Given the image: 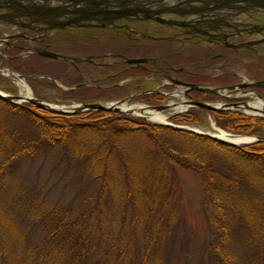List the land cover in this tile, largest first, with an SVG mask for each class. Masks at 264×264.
<instances>
[{
  "label": "trees",
  "instance_id": "obj_1",
  "mask_svg": "<svg viewBox=\"0 0 264 264\" xmlns=\"http://www.w3.org/2000/svg\"><path fill=\"white\" fill-rule=\"evenodd\" d=\"M212 112L224 129L264 136V116L234 109ZM7 115L12 121L24 117L32 135L13 127ZM172 120L196 123L199 118L187 110ZM41 140L86 155L99 196L108 192L149 216L158 202L165 204L175 184L170 169L192 171L214 211L211 223L217 236L210 248L217 264H232L229 241L235 227L243 232L240 245L264 242V140L231 144L123 112L57 113L0 97V264L148 263L154 224L146 222L141 242L131 246L132 233L142 225L134 215L128 220L102 216V207L75 212L10 183L13 163L33 154ZM261 260L264 264V247Z\"/></svg>",
  "mask_w": 264,
  "mask_h": 264
},
{
  "label": "rangeland",
  "instance_id": "obj_2",
  "mask_svg": "<svg viewBox=\"0 0 264 264\" xmlns=\"http://www.w3.org/2000/svg\"><path fill=\"white\" fill-rule=\"evenodd\" d=\"M68 7L72 6L66 3V8ZM130 23L134 24V21ZM150 26L155 31L136 26L139 30L135 32L125 28L98 31L102 35L95 31L97 28L77 27L75 31L55 28L61 35L60 39L55 38L51 47L39 46L74 57L73 60L37 54L30 47H18L20 51H15L2 46L0 67H7L15 74L12 75L10 71L5 73V69H0V91L21 95L20 87L24 82L32 96L66 106L94 101L108 102L130 92H137L127 99L126 104L167 102L168 107L161 111L167 115L166 120L178 123L172 117L188 110L197 113L199 121L178 124H190L210 133L216 132L215 127L224 129L218 124L212 110L199 106L188 107L186 100L207 101L214 105L235 101L239 102L237 109L230 106L214 110L234 109L245 114L264 116L262 108L254 112L243 107L244 103L257 98L264 103V58L258 56H264L263 39L259 44L253 45L256 52L251 53L247 48L252 47L249 45L253 41L235 44L232 42L235 41L233 38L223 35L225 42L213 45L198 37L174 34V30L163 23ZM0 28V31L7 32L6 28ZM89 33L101 39L88 36ZM128 57L144 58L130 62ZM170 67L178 69L172 73ZM22 74L25 79L21 77ZM145 74L147 78H142ZM188 82L213 88L215 91L189 88ZM155 86L160 92L151 93V89L141 91ZM168 91L171 94H164ZM144 95L149 101L143 100ZM179 102L186 104L183 110L174 108L173 104ZM7 117L13 127L23 128L24 132L28 131L29 136L32 135L31 124L24 117L13 118V121L10 115ZM231 133L258 137L253 134ZM140 140L147 145L145 139ZM240 142L236 144H241ZM39 143L40 147L33 154L13 163L7 176L10 183L37 191L46 199L62 206H72L75 212L102 207V216L107 214L108 217L128 220L134 215L136 220H141L142 225L132 233L131 246L134 242H141L140 228L146 222L154 224V241L147 253V264H217L210 248L217 236L211 223L214 211L201 190L198 177L192 171L177 166L170 169L169 173L175 184L167 193L165 204L158 202L149 216L141 214L138 207L133 208L127 204L124 206L121 201L113 200L108 192L99 196V185L88 172L86 155H74L59 143L43 140ZM117 207L120 211L116 215ZM242 235L243 232L236 227L231 229L229 247L234 253L232 264H262V239L252 244L246 242L240 245ZM138 258L142 259L140 255Z\"/></svg>",
  "mask_w": 264,
  "mask_h": 264
},
{
  "label": "flooded vegetation",
  "instance_id": "obj_3",
  "mask_svg": "<svg viewBox=\"0 0 264 264\" xmlns=\"http://www.w3.org/2000/svg\"><path fill=\"white\" fill-rule=\"evenodd\" d=\"M179 1L181 0H164L163 4H166L165 6L171 4L172 7H178L176 11L195 10L197 12L186 14L184 16L185 22H183L181 26L175 24L169 25L172 28L170 30H174V34L177 33L181 34L180 36L198 37L199 39H204V42L212 43L213 45H222V43L225 42L223 41L224 39H222L223 35H226V38H233L235 41L232 42L235 44H241L243 41H254L264 36V28H260L264 23V8H259L258 10L245 8L244 12H238L235 8H214L213 6H215V4L209 0H192V2H188L186 6L177 5L176 3ZM5 2L7 3L6 6L2 4L3 2H0V27L6 28L7 32L0 31V49L4 46L15 49V51H20L18 47H30L35 53V47H51L54 45L55 38L60 39L61 37L55 28L67 30H77V27H85L86 29L97 28V30H95L97 33L98 31L107 32V29L117 30L125 28L126 30L129 29L135 32V30H139V27L137 28L136 26H140L144 30L155 31L150 25L155 26L156 23H159L153 19H137L136 17L127 16L112 18L109 22L106 19H82L80 17L91 15L90 10L92 11L90 7H86L82 3L78 4L76 8L68 7L66 9L65 7L62 11L58 10L63 13L68 12L66 10L70 12L64 13L63 15L61 14L62 16L57 19H53L51 16L49 21L48 13L57 15L60 12H57L56 9H52L51 12H45V10L41 8H29L30 6L26 4L29 3L27 0H21V2ZM104 2L106 1L93 0L87 1V4H96L97 6L95 9L106 11L107 7H103L104 5L102 4ZM20 3L27 5V12L24 11L25 8L22 7ZM50 4L54 7L56 6L57 9H61L66 5L63 0H52ZM162 6L164 5H160V7ZM101 16L103 18L107 17L106 14ZM171 16L177 17L178 15L176 13H171ZM133 21L134 24L130 23ZM253 34H255V36H253ZM88 36L93 35L89 33ZM260 41L261 40L249 45L252 47H248L247 50L251 51V53H255L256 48H253V45L259 44ZM96 42L101 44L99 41ZM258 56L264 58L263 55ZM170 68L172 73L178 69L173 67ZM143 77L147 78V75L145 74L142 78ZM145 89H151V93L160 92V89L156 86L144 88L143 92H145ZM168 93L171 94L170 91L164 92L166 95H168Z\"/></svg>",
  "mask_w": 264,
  "mask_h": 264
},
{
  "label": "water",
  "instance_id": "obj_4",
  "mask_svg": "<svg viewBox=\"0 0 264 264\" xmlns=\"http://www.w3.org/2000/svg\"><path fill=\"white\" fill-rule=\"evenodd\" d=\"M5 1L21 2V0H0V2H3L2 4L4 6H6V4H7ZM29 1L30 0H27V2H29ZM63 1L65 3H68V4H75V3H79V2H81L82 4H85V3H87V1H93V0H63ZM251 1L259 2L261 5H264V0H251ZM26 4H28V3H26ZM26 4L20 3V5L25 8L24 11L27 12V5ZM135 12H136V9H133L131 11V13H135ZM156 18L159 19L158 17H156ZM6 36H3V37H6ZM34 50L39 54L49 56V57L65 58V59H71V60L74 59V57L66 56V55L60 54L58 52L46 49V48L35 47ZM143 58H141V57H137V58L136 57H128L127 60L130 62H136V61L142 60ZM0 69H1V67H0ZM21 77L25 79V75L24 76L22 75ZM187 84L189 85V88H197V89H202V90L215 91V89H213V88L199 86V85H196L194 83L188 82ZM243 84L244 83H238V85H243ZM233 87H235V86H233ZM141 91L143 92V90H141ZM135 93H137V92H133V93L130 92L121 98H118L115 100H110L108 102L107 101H104V102L94 101V102L78 103V104H73V105H69V106L57 105L55 103H50L48 101L42 100V99L34 97L32 95L27 96V97H23V96L18 95V94H15V95L14 94H8V93L2 92V91H0V97L4 98L6 100L15 101V102H19L20 100H27V101L32 102L33 104H35L41 108L47 109L49 111L57 112V113H74V112H80V111H85V110H90V109H107V110L124 112V113L130 114L133 116H137V117H144L141 115H136V114L130 112L129 110H122L120 108V104L121 103L126 104L127 99H129ZM186 101L188 102L187 103L188 107L199 106V107H203V108H207V109H211V110L227 109V108H230V106H234V108L237 109V107L239 105V102H235V101L228 102V103L222 102L221 104H219L221 106H219L218 104L214 105L211 102H207V101H198V100H193V101L192 100H186ZM130 104H134V103H127V105H130ZM244 104L247 105L246 103H244ZM144 105L149 106V107H153L157 111L161 112V110L164 109L168 105V103L167 102H163L160 104H145L144 103ZM57 106H59V107H57ZM61 106H66V107H61ZM262 113L264 115V106L262 107ZM254 114H256V113H254ZM163 115H164V120L157 121L158 123L169 125V126L174 127V128H181V129L188 130V131L195 132V133L205 134L207 136H210V137L215 138V139H219V140L226 142V143L236 144V142L223 140V139L219 138L218 136H216L215 133L202 131V130H200V129H198V128L190 125V124L172 123L171 121H168L165 119L167 117V115H165V114H163ZM252 140H264V137L248 136V139L245 141L247 142V141H252Z\"/></svg>",
  "mask_w": 264,
  "mask_h": 264
},
{
  "label": "bare ground",
  "instance_id": "obj_5",
  "mask_svg": "<svg viewBox=\"0 0 264 264\" xmlns=\"http://www.w3.org/2000/svg\"><path fill=\"white\" fill-rule=\"evenodd\" d=\"M50 1H52V0H30L29 3H28V6H30L29 8L33 7L35 9L36 8H41V9L45 10V12H51L52 9H56L57 12H60V11H62L66 7V5H65L61 9H57L56 6L54 7V6H52L50 4ZM115 2H117V1H115ZM67 5L76 8L78 4H76V3L75 4H68L67 3ZM58 10H60V11H58ZM66 11L70 12L69 10H66ZM68 12H64V13H68ZM47 15H48V19L50 21V17L53 16V15H56V14L48 13ZM62 15H58V17L60 18ZM7 71L9 72L10 70L7 67H5V73H7ZM104 71H106V70H104ZM73 72H75V74L77 73L76 71H73ZM99 72H100V70H99ZM10 73L12 75L14 74L12 71H10ZM96 74H97V72H96ZM66 75L69 76V74H66ZM86 76H88V75H86ZM69 77H72V76H69ZM20 90H21V96H23V97L31 96L29 87L26 85V83L23 82L21 84ZM263 104H264L263 103V100L260 99V98H257V99H255L253 101L247 102V105H245L243 107L249 108L248 110H250V111L257 112V111H260L261 110ZM173 105H174V108L177 109V110H181V109H183L186 106L185 103H181V102L174 103ZM57 107H59V106H57ZM61 107H66V106H61ZM167 107H168V105H167ZM120 108L122 110H129L130 112H132V113H134L136 115L144 116L145 118H147L149 120H154V121H162V120H164V115L161 112L157 111L153 107L146 106L143 103H134V104H130V105L121 103L120 104ZM215 128H216L215 135L218 136L219 138L223 139V140H227V141H231V142H240V141H245V140L248 139V136L247 135H243V134H233V133H231L229 131H226V130L220 128V127H215Z\"/></svg>",
  "mask_w": 264,
  "mask_h": 264
}]
</instances>
